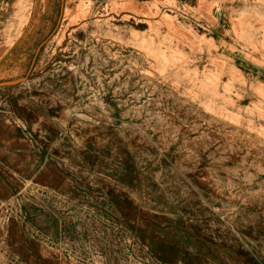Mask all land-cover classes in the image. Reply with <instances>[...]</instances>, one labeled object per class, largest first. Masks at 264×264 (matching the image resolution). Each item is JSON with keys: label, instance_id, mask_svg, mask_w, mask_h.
I'll return each instance as SVG.
<instances>
[{"label": "rangeland", "instance_id": "rangeland-1", "mask_svg": "<svg viewBox=\"0 0 264 264\" xmlns=\"http://www.w3.org/2000/svg\"><path fill=\"white\" fill-rule=\"evenodd\" d=\"M22 78L0 259L264 264V0H0V82Z\"/></svg>", "mask_w": 264, "mask_h": 264}, {"label": "crops", "instance_id": "crops-1", "mask_svg": "<svg viewBox=\"0 0 264 264\" xmlns=\"http://www.w3.org/2000/svg\"><path fill=\"white\" fill-rule=\"evenodd\" d=\"M1 153L2 152H0V154ZM17 162H18V165H22L20 161H17V159H12L10 161L12 166H16ZM6 165L11 166L7 163H6ZM19 187H20L19 178L11 176L10 178L6 179L4 177V174L0 173V203L10 199L11 197H13L14 194L16 193V191L19 189ZM5 249H6L5 244L3 246H0V252L5 251ZM0 264H9V263L4 262V260H2V258H1Z\"/></svg>", "mask_w": 264, "mask_h": 264}, {"label": "water", "instance_id": "water-1", "mask_svg": "<svg viewBox=\"0 0 264 264\" xmlns=\"http://www.w3.org/2000/svg\"><path fill=\"white\" fill-rule=\"evenodd\" d=\"M25 80H26V78L14 80V81H8V82H0V87H2V86L17 85V84H20V83L24 82Z\"/></svg>", "mask_w": 264, "mask_h": 264}, {"label": "bare ground", "instance_id": "bare-ground-1", "mask_svg": "<svg viewBox=\"0 0 264 264\" xmlns=\"http://www.w3.org/2000/svg\"><path fill=\"white\" fill-rule=\"evenodd\" d=\"M36 1V0H35ZM31 2V1H30ZM21 4H23V2L21 3ZM15 5V4H14ZM18 5H20V3H18ZM7 7V6H6ZM20 8H22V7H20ZM10 9H12V8H10ZM18 9V8H17ZM24 10V9H23ZM32 10V9H31ZM20 11V10H19ZM25 12V11H24ZM21 13V12H20ZM21 15V14H20ZM27 15V14H26ZM10 17V16H9ZM29 17V16H28ZM11 19V18H10ZM24 19V18H23ZM22 19V20H23ZM29 19H30V17H29ZM15 20V19H14ZM21 20V19H20ZM27 20V19H26ZM10 21V20H9ZM20 23H21V21H19ZM10 24V23H9ZM12 25V24H11ZM20 25V24H19ZM21 26V25H20ZM10 27V26H9ZM13 29V28H12ZM10 30V29H9ZM15 32V31H14ZM16 33V32H15Z\"/></svg>", "mask_w": 264, "mask_h": 264}]
</instances>
